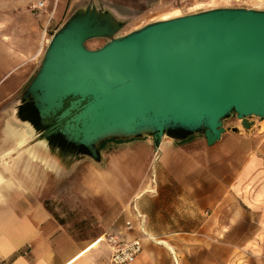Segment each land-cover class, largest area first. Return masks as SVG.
I'll return each instance as SVG.
<instances>
[{"label": "crops", "instance_id": "crops-1", "mask_svg": "<svg viewBox=\"0 0 264 264\" xmlns=\"http://www.w3.org/2000/svg\"><path fill=\"white\" fill-rule=\"evenodd\" d=\"M43 1L46 9L41 13L31 10L36 20L26 28L27 39L21 17L4 16V25L16 26L13 33L0 28V263L111 264L112 252L106 243L90 250L88 246L114 234L122 241L142 240V252L130 264H177V260L180 264H217V248H233L234 226L243 220L251 230L245 247H264V132L255 121L245 130L237 120L212 147L202 136L181 142L165 139L159 149L153 140H132L129 159L113 169L115 186L102 182L103 177L90 183L92 178L84 179L82 197L69 190L66 212L59 215L46 208L42 193L49 170L30 162L25 146L7 155L14 143L7 125L18 126L11 118L19 99L12 103L9 118L4 116L5 100L14 96L23 80L19 66L25 56L34 57L38 51L35 31L39 37L41 21L51 19L57 31L74 10L95 4L129 20L128 25H138L132 32L152 22L211 9L264 10V0ZM148 163L146 174L141 168ZM145 190L150 192L137 200ZM110 195L115 198L109 199ZM85 207L92 212L85 215ZM102 210L110 214L108 219H102ZM62 217L71 220L65 223ZM89 217L93 224L87 223L89 230L84 225L79 232L74 221L84 224ZM156 240L166 241L174 250Z\"/></svg>", "mask_w": 264, "mask_h": 264}, {"label": "water", "instance_id": "water-1", "mask_svg": "<svg viewBox=\"0 0 264 264\" xmlns=\"http://www.w3.org/2000/svg\"><path fill=\"white\" fill-rule=\"evenodd\" d=\"M128 24L86 4L54 33L11 118L33 132V146L101 164L109 141L150 139L159 149L180 132L212 147L230 117L245 130L264 121V10L211 9L121 35ZM93 40L105 44L89 49ZM25 105L41 126L22 116ZM52 136L88 153L64 152Z\"/></svg>", "mask_w": 264, "mask_h": 264}, {"label": "rangeland", "instance_id": "rangeland-1", "mask_svg": "<svg viewBox=\"0 0 264 264\" xmlns=\"http://www.w3.org/2000/svg\"><path fill=\"white\" fill-rule=\"evenodd\" d=\"M38 0H0V28L4 27L5 30L13 33L14 25H4V16H12L16 15L18 17L23 18L25 31L27 27H31V23L35 19V14L31 11L33 4ZM50 12V11H49ZM41 13V12H40ZM51 14V13H50ZM35 16V17H34ZM36 20V19H35ZM39 22V21H38ZM30 24V25H29ZM40 34L38 38V51L39 54H35L34 57L24 58V63L19 66L20 72L23 75V80L16 88L14 96L8 97L4 103V116L5 118H9L10 115V107L15 100L19 99L21 95V91L25 89L30 80L36 74L37 68L43 58V55L46 51L49 41L53 37L58 25L54 23V21H41L39 22ZM60 25V24H59ZM38 27V26H37ZM138 27L136 24L128 25L122 32L121 35L129 33L133 28ZM32 33V31L30 32ZM27 31L25 38L27 39ZM105 44L104 40H93L87 43V47L89 49L95 50L101 48ZM19 91V92H18ZM12 97V98H11ZM254 121L258 124L259 130L264 132V121H259L258 119H254ZM237 118L236 116H232L225 121V129L229 128L231 125L236 124ZM240 122V121H239ZM241 124V123H240ZM242 127V126H241ZM243 128V127H242ZM244 129V128H243ZM251 129V128H250ZM249 129V130H250ZM131 141H109L104 143L101 146V164H96L92 160L88 158H77L75 160L70 158H62V157H54L49 153H44L43 158L48 160L50 163H55L54 165L59 169V172L55 173L52 171L49 172L47 179L48 182H45V186L42 190L43 196H45V205L46 208L55 212L56 214L62 215L66 212L65 202L66 199L65 194L72 190L76 197H82V193L85 192V186H83L84 179L86 178H95V177H109L114 167H116L119 163L127 161L129 156L131 155L130 144ZM143 141H140L142 143ZM145 143V142H143ZM32 143L28 142L24 151L31 149ZM128 166V163L125 164ZM151 164H144L141 168L143 172H150ZM135 168V165H133ZM45 170V169H44ZM144 176V175H143ZM56 196V198H55ZM96 205V204H95ZM85 215L93 211H97L96 206H92L90 209L85 207ZM102 219H108L110 214L107 211L102 210L99 213ZM95 215L92 217L94 218ZM62 221L68 223L71 219H67L62 217ZM88 224H93L88 218V221L84 220V224L82 220L77 219L74 221L73 225H76L75 228L82 232L84 225L86 230H89ZM235 231L232 234L233 240V248L232 249H221L217 248V264H264V247L260 245L252 248H246L244 245L245 239L250 235L251 230L248 228V222L242 221L238 225L234 226ZM243 230V231H242ZM244 230L246 232H244ZM249 231V232H248ZM86 236L85 234H82Z\"/></svg>", "mask_w": 264, "mask_h": 264}, {"label": "bare ground", "instance_id": "bare-ground-1", "mask_svg": "<svg viewBox=\"0 0 264 264\" xmlns=\"http://www.w3.org/2000/svg\"><path fill=\"white\" fill-rule=\"evenodd\" d=\"M7 133L8 136L11 140H13V144L10 145V149L9 152L7 153V155H10L20 149H22L29 141L32 140L33 137V132L28 129L26 126H22V127H18L15 126L13 124V122L9 123L7 125ZM44 145V144H43ZM28 158L30 160V162L35 163L40 165L41 167H43L44 169H47L49 171L52 172H59V169H57L53 164H51L48 160L43 158V154L45 153V149L42 146V143H40L39 145L26 150ZM116 170H113L110 174V176L107 177H103L104 180H102V182L104 181H109L112 186H115V181H113L111 178H113V176H115ZM107 178V179H106ZM92 179L89 180L90 182H93ZM149 190H145L144 192H142L141 194H139L137 196V200L140 199L144 194L149 193ZM115 198V196L110 195L109 199L113 200ZM103 241V238L101 237L98 240L93 241L89 246H88V250L95 248L97 246H99V244ZM159 244H163L167 247H169L171 250H174L172 248V246H170L166 241L163 240H156ZM177 264H180L179 260H177Z\"/></svg>", "mask_w": 264, "mask_h": 264}, {"label": "built area", "instance_id": "built-area-1", "mask_svg": "<svg viewBox=\"0 0 264 264\" xmlns=\"http://www.w3.org/2000/svg\"><path fill=\"white\" fill-rule=\"evenodd\" d=\"M46 9V2L39 0L33 5L32 10L41 12ZM52 18V16H51ZM51 21V19H50ZM127 227L131 228V224L127 223ZM104 243L111 248V264H130L136 261L142 252V240L122 241L114 234H106L103 237ZM4 264V263H0Z\"/></svg>", "mask_w": 264, "mask_h": 264}, {"label": "flooded vegetation", "instance_id": "flooded-vegetation-1", "mask_svg": "<svg viewBox=\"0 0 264 264\" xmlns=\"http://www.w3.org/2000/svg\"><path fill=\"white\" fill-rule=\"evenodd\" d=\"M21 114H22V116L24 118L30 120L36 126H41V123H40V120H39V116H38L37 112L35 111V109L33 108L32 105H25L21 109ZM49 142L53 146H59L64 152H74V154H76V152H80V153H84V154L88 153L87 150H85V149L77 148V147H75L73 145H70V144L66 143L59 136H52L49 139Z\"/></svg>", "mask_w": 264, "mask_h": 264}, {"label": "trees", "instance_id": "trees-1", "mask_svg": "<svg viewBox=\"0 0 264 264\" xmlns=\"http://www.w3.org/2000/svg\"><path fill=\"white\" fill-rule=\"evenodd\" d=\"M173 135L178 136V137H181L182 139H185L186 137H188L187 134H182L180 132L173 133Z\"/></svg>", "mask_w": 264, "mask_h": 264}]
</instances>
